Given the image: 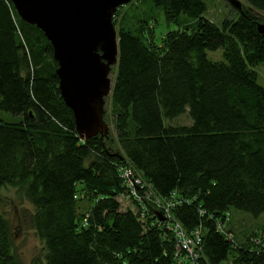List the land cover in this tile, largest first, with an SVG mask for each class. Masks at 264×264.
I'll use <instances>...</instances> for the list:
<instances>
[{"label":"trees","instance_id":"trees-1","mask_svg":"<svg viewBox=\"0 0 264 264\" xmlns=\"http://www.w3.org/2000/svg\"><path fill=\"white\" fill-rule=\"evenodd\" d=\"M244 1L249 8L218 25L205 18L203 0H151L178 28L159 41L149 17L118 30L113 133L81 140L50 43L0 0V112L15 118L0 117V190L18 188L33 208L28 221L45 256L31 264H176L163 220L121 209L125 164L158 197L176 192L188 201L172 215L187 232L203 226L206 264L230 254L231 264H264V239L251 241L260 232L237 244L227 226L233 242L215 229L231 209L264 215V87L254 71L264 65V33L253 12L264 13V0ZM182 15L193 24L179 25ZM218 49L224 61H209L206 51ZM184 114L191 125H166ZM1 207L0 198V264H21Z\"/></svg>","mask_w":264,"mask_h":264},{"label":"water","instance_id":"water-1","mask_svg":"<svg viewBox=\"0 0 264 264\" xmlns=\"http://www.w3.org/2000/svg\"><path fill=\"white\" fill-rule=\"evenodd\" d=\"M17 16L42 32L52 48L55 76L65 106L81 140L107 137L106 99L112 92V69L118 65V34L113 19L119 7L134 0H8ZM240 14V0H222ZM259 34L264 24H257ZM157 217L162 221L160 213Z\"/></svg>","mask_w":264,"mask_h":264},{"label":"rangeland","instance_id":"rangeland-1","mask_svg":"<svg viewBox=\"0 0 264 264\" xmlns=\"http://www.w3.org/2000/svg\"><path fill=\"white\" fill-rule=\"evenodd\" d=\"M243 7L249 8L244 0H240ZM206 5L205 18L214 24H220L224 20H233L236 18L238 11L233 9L228 3L222 0H203ZM261 24H264V13L253 11ZM116 15V16H115ZM113 23L116 31L120 28H132L138 23V19L148 18L151 20L150 25L153 26V31L156 36V41H159L163 34L169 30H175L178 25L175 23L166 24L163 18L162 11L156 8L151 0H134L129 4L119 7L115 13ZM178 24L191 25L193 22L186 16L182 15L178 19ZM156 25V27H155ZM207 59L211 62H222L223 51L218 49L216 51H206ZM114 71L110 74L113 81ZM257 74V84L264 87V65H258L254 68ZM104 120L109 127V134L113 133L112 112L110 108L109 98L106 99L104 107ZM0 117L6 120H15L9 115L0 112ZM166 125L172 126H188L192 124L189 116L184 114L173 120L165 122ZM108 147L111 146L109 141H106ZM111 151L115 149L111 146ZM87 164V163H86ZM0 198L2 200L1 212L8 219L13 237L12 255L21 264H31L33 260L38 259L44 261L45 248L43 243L36 237L34 231L31 229L28 218L33 212L32 206L23 198L22 194L18 192V188L12 186H5L0 190ZM82 213H86L87 203L81 204ZM122 210H126L125 206H121ZM230 219L227 228L231 230V234L237 244H243L245 238L249 233L260 232L263 234L264 228V215L259 218H253L248 213L231 209L228 211ZM255 235L254 237H256ZM233 255L230 254L228 258L221 264H231Z\"/></svg>","mask_w":264,"mask_h":264},{"label":"built area","instance_id":"built-area-1","mask_svg":"<svg viewBox=\"0 0 264 264\" xmlns=\"http://www.w3.org/2000/svg\"><path fill=\"white\" fill-rule=\"evenodd\" d=\"M118 175L123 187V192L118 196L121 206L138 213L141 221H145L147 216L151 217L152 215L155 217L157 213L161 214L163 218L161 223L173 236L176 264H206L203 252V226L199 225L192 231L187 232L179 221L174 220L172 215L176 207L188 203V201L176 192L165 198L158 197L152 186L145 182L141 175L129 164L119 166ZM198 214L199 217H204L205 211L199 209ZM211 219L210 215L205 218V220ZM229 219V213H225L222 220L215 219L216 231L226 235L225 229ZM159 223L160 221L156 219L153 220L152 224L157 226ZM259 235L260 237H254L251 241L260 244L264 236L262 233H259ZM226 237L228 241L233 242L231 234L226 235Z\"/></svg>","mask_w":264,"mask_h":264}]
</instances>
